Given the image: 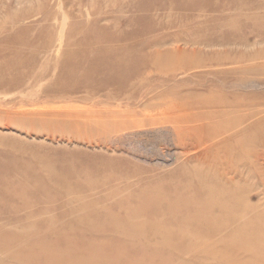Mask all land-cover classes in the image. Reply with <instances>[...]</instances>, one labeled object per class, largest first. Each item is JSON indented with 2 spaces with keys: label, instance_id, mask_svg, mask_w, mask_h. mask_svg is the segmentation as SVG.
I'll return each instance as SVG.
<instances>
[{
  "label": "bare ground",
  "instance_id": "6f19581e",
  "mask_svg": "<svg viewBox=\"0 0 264 264\" xmlns=\"http://www.w3.org/2000/svg\"><path fill=\"white\" fill-rule=\"evenodd\" d=\"M178 6L191 11V16L186 13L177 17L175 32L151 40L145 60L139 57L138 62L129 64L128 60L137 52H121L113 43L105 42L102 56L112 59L105 62L102 56H95L87 69L104 79L98 86L91 77H82L86 75L83 69L76 71L70 57L59 61L63 66L59 76L68 78L70 85L80 88L79 92L97 93L108 88L109 99L131 102L136 98L127 93L138 91L134 90L139 86V80L134 79L138 63L155 69L157 62L172 58L176 52L181 54L180 44L230 46L238 50V55H211L209 66L200 67L202 72L197 76L202 84L213 78L225 88L237 90L219 102L213 97L209 99L216 112L209 113L216 123L214 133L231 145L221 148L223 154H219L218 147L215 158L209 162L216 163L218 171L228 163H234L238 169L235 163H243L241 153L254 149L247 140L258 137L259 130L264 128L263 119L249 117L259 112L252 108L256 102L264 104V99L239 92L250 81L246 75L264 70L258 67L264 50H255L257 44L264 45V0H184ZM69 13L70 19H75L76 12ZM149 19L154 21V17ZM164 19H159L160 28ZM49 31L46 28L41 32L45 38L27 35L25 40L14 36L9 45L0 42V70L7 69L10 74L1 75L5 86L11 82L8 78L30 81L36 75L40 79L45 77L47 68L41 66L45 53H30L33 49H28L46 45L50 41L46 37ZM12 32L17 30L13 28ZM182 33L185 36L179 38ZM90 37L93 42L99 40L97 36ZM167 43L170 48L165 47ZM241 47L254 51L245 54ZM160 73L170 72L157 71ZM248 121L251 124L246 127ZM3 143L1 139L0 146ZM15 145L19 150L0 153V264H264V205L244 200L238 187L240 170L226 181L222 175L213 176L194 165L185 167L183 172L190 183L182 178L174 182L154 180L153 185L146 182L139 188L131 177L110 179L107 174H96L91 183L94 176L82 169L75 171L71 161L57 158L60 156L54 152H35L23 140ZM254 157L258 162L264 161V154ZM7 159L13 162L8 163ZM26 159L32 164L48 165L54 185L47 186L39 172L19 177V171H26L22 164ZM20 166V170L14 171Z\"/></svg>",
  "mask_w": 264,
  "mask_h": 264
},
{
  "label": "rangeland",
  "instance_id": "374dc122",
  "mask_svg": "<svg viewBox=\"0 0 264 264\" xmlns=\"http://www.w3.org/2000/svg\"><path fill=\"white\" fill-rule=\"evenodd\" d=\"M182 3L184 0H0L1 44L9 45L14 36L25 40L30 35L32 38L44 35L45 38L41 32L46 28L50 30L46 36L50 41L46 45L28 49H33L30 53H45L46 60L41 64L47 68L44 78L37 75L30 81L20 77L8 78L6 80L11 82H6L5 86L1 75L9 76V70H0V142L1 139L4 142L0 153L6 149L19 150L15 144L23 140L34 151L45 155L55 153L60 156L57 158L71 161L75 171L82 169L94 176L91 183L95 182L96 174H107L110 179L113 176L118 179L131 177L139 188L146 182L153 185L154 180L174 182L182 178L189 182L190 178L183 173L184 168L194 165L213 176L222 175L224 181L240 170L242 178L240 176L238 187L244 200L250 203L259 201L264 205V161L258 162L254 157L264 154V128L259 130L258 137L247 140L254 149L241 153L243 163H235L238 169L234 163H228L218 171L217 164L209 162L215 158L218 147L231 146L214 133L216 123L209 117V113H214L213 106L209 105L213 101L209 99L213 97L219 102L220 98H230V92L237 90L225 88L213 78H207L202 84L197 76L202 72L200 67L207 68L205 64L211 55H217V58L225 52L238 55V50L230 46L218 48L204 44L190 47L180 44L182 53L176 52L172 58L157 62L155 69L138 63L140 67L136 66L134 74V79L139 80V86L134 90L138 91L127 93L136 98L131 102L109 99L108 88L97 93L79 92L80 88L70 85L68 78L59 76L63 71L59 61L70 57L76 71L83 69L86 75L82 77H91L98 86L104 79L93 76L87 69L93 65L92 58L102 56L105 42L113 43L121 52L130 49L137 52L130 57L129 64L138 62L139 57L145 60L151 40L168 35L172 30L175 32L177 17L186 13L191 16V11L178 6ZM67 10L76 12L75 19H70ZM150 17H154V21ZM164 17L160 28L159 19ZM170 17L173 22L167 20ZM13 28L17 33L12 32ZM91 35L99 37L97 43L90 40ZM107 35L110 39L105 38ZM184 36L182 33L179 38ZM170 46L169 43L165 45L166 48ZM251 47H241L240 51L250 54L254 51ZM174 49L177 50V46ZM259 49L264 50V45L257 44L255 50ZM102 57L105 62L112 59L111 56ZM258 62L261 64L258 67L264 68V58ZM36 70L39 69L36 67ZM157 71L170 73L157 74ZM261 72L264 70L246 75L250 81L244 91L239 90L242 95L252 94L264 99V84H261L264 83V73ZM254 108L259 112L249 115L250 119L264 120V104L256 102ZM248 110L246 114H249ZM250 124L248 121L246 127ZM235 148L238 150L237 146ZM223 151L219 150V154ZM26 160L29 162L22 163L26 165V171H19V177L39 172L47 186L54 185L48 165ZM80 176L85 179L83 174Z\"/></svg>",
  "mask_w": 264,
  "mask_h": 264
}]
</instances>
